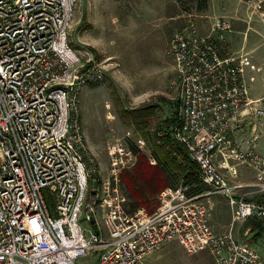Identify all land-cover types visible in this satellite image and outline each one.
<instances>
[{
    "label": "built area",
    "instance_id": "obj_1",
    "mask_svg": "<svg viewBox=\"0 0 264 264\" xmlns=\"http://www.w3.org/2000/svg\"><path fill=\"white\" fill-rule=\"evenodd\" d=\"M77 1L0 0V264H80L94 253L97 264H146L170 241L208 250L216 264H264L251 228L242 231L248 221L264 225V93L251 95L250 53L219 45L233 21L215 15L204 33L188 20L169 43L179 108L158 136L186 146L208 187L192 192L180 180L159 192L152 212H129L120 175L137 160L130 144L109 143L101 177L90 180L79 97L109 64L69 44ZM240 1L264 20V0ZM135 139L144 151L147 141ZM240 166L253 182L240 181ZM213 196L231 213L222 231L212 223Z\"/></svg>",
    "mask_w": 264,
    "mask_h": 264
},
{
    "label": "rangeland",
    "instance_id": "obj_2",
    "mask_svg": "<svg viewBox=\"0 0 264 264\" xmlns=\"http://www.w3.org/2000/svg\"><path fill=\"white\" fill-rule=\"evenodd\" d=\"M78 0L69 28L68 42L77 50L91 51L106 59L108 70L102 82L88 84L80 94L78 113L94 163L87 161L93 182L101 177L99 164H107V146L121 141L136 143L137 131L121 118L125 108L158 103V120L177 109L174 60L169 43L175 32L193 20L204 33L210 30V16L225 15L234 30L218 41L225 53L249 52L252 94L264 93V20L251 15L240 0ZM162 96L165 100L160 99ZM131 136L126 137V131ZM151 153L149 143L144 148ZM98 162V163H97ZM248 179L252 174L248 173ZM98 185V184H97ZM212 223L216 230L229 227L231 213L221 196L211 198ZM251 234L249 235V237ZM250 242L264 255V234ZM146 264H216L208 250L189 253L177 241H170L146 257ZM80 264H97L94 253Z\"/></svg>",
    "mask_w": 264,
    "mask_h": 264
},
{
    "label": "trees",
    "instance_id": "obj_3",
    "mask_svg": "<svg viewBox=\"0 0 264 264\" xmlns=\"http://www.w3.org/2000/svg\"><path fill=\"white\" fill-rule=\"evenodd\" d=\"M200 9L206 7L207 0H199ZM97 84V83H95ZM165 100L162 96L159 97ZM177 109L173 115L158 120L155 127L153 121L158 118V103H150L138 108H125L122 110L121 118L149 143L151 154L156 163H151L148 153L139 149L133 141L129 144L137 153V160L132 168L121 172V188L127 197L126 207L129 212L143 207L152 212L158 203L157 195L165 187H175L180 180L192 184V192H200L208 186L198 178V165L190 157L186 146L176 140L171 134L166 133L163 137L158 136L159 130L167 129L177 119L179 108L178 101L175 102ZM252 230L251 239L258 240L264 234V225L257 221H248L244 224Z\"/></svg>",
    "mask_w": 264,
    "mask_h": 264
},
{
    "label": "crops",
    "instance_id": "obj_4",
    "mask_svg": "<svg viewBox=\"0 0 264 264\" xmlns=\"http://www.w3.org/2000/svg\"><path fill=\"white\" fill-rule=\"evenodd\" d=\"M215 15H217V14H215ZM215 15H212V16H210V20H209V24H211V19H212V17L213 16H215ZM233 24H234V22H233ZM198 26V25H197ZM198 28H199V26H198ZM199 30H200V28H199ZM201 31V30H200ZM202 32V31H201ZM173 66H174V70H175V72H176V69H175V65L173 64ZM249 66V65H248ZM246 67V75H247V77H248V79L252 76V77H254L252 74H251V70H250V68L249 67ZM255 78V77H254ZM251 82L252 81H249V86H250V84H251ZM250 92H251V90H250ZM251 95L252 96H259V94H252L251 93ZM261 95V94H260ZM137 134H140V133H138L137 132ZM259 146L261 147V148H263L264 147V136H262L261 138H260V140H259ZM248 173H251L252 174V178L250 179H248L247 177H249L248 176ZM239 179H240V181H242V182H244V183H251V182H253L254 181V179H255V177H254V173L252 172V170L251 169H249V168H245V167H243V166H240V175H239Z\"/></svg>",
    "mask_w": 264,
    "mask_h": 264
}]
</instances>
